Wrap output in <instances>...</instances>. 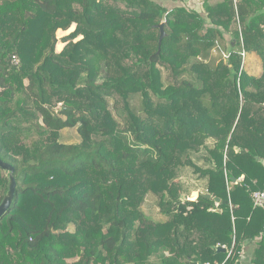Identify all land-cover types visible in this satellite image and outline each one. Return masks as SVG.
I'll use <instances>...</instances> for the list:
<instances>
[{"label":"trees","instance_id":"16d2710c","mask_svg":"<svg viewBox=\"0 0 264 264\" xmlns=\"http://www.w3.org/2000/svg\"><path fill=\"white\" fill-rule=\"evenodd\" d=\"M175 2L0 0V264H264V0Z\"/></svg>","mask_w":264,"mask_h":264},{"label":"rangeland","instance_id":"374dc122","mask_svg":"<svg viewBox=\"0 0 264 264\" xmlns=\"http://www.w3.org/2000/svg\"><path fill=\"white\" fill-rule=\"evenodd\" d=\"M162 4H165L168 7H172L176 4L175 0H159ZM179 4V3H178ZM73 29V26L67 30V31H58L56 33V36L58 38V41L56 43V49L60 50L63 43L60 41V38L67 34L69 31ZM245 62H244V68L248 65L249 56L245 54ZM224 55V59H225ZM247 70V68H246ZM60 106V104H58ZM60 139L62 142H75L78 141V135H76V131L72 128H64L61 130L60 133ZM181 180L186 185V188L189 189V191H185V194L187 195L188 200H193L197 197L198 192L203 189L202 183L197 181L195 179V176L191 173L190 169H185L183 171ZM195 193L194 197L192 196V193ZM193 198V199H192ZM156 198L153 194L149 193L143 204H142V210L146 216H148L151 219L154 220H163L165 219V216H163L161 213H159L158 208L156 206Z\"/></svg>","mask_w":264,"mask_h":264},{"label":"water","instance_id":"95a60500","mask_svg":"<svg viewBox=\"0 0 264 264\" xmlns=\"http://www.w3.org/2000/svg\"><path fill=\"white\" fill-rule=\"evenodd\" d=\"M159 30H160V34H159V38H158V45H160L163 37L165 36L163 23H161L159 25ZM0 168L9 173L8 190H7V193L2 197V200L0 202V216H1L8 209V207L11 204V201H12L13 196H14L16 183H15V179L13 176L14 168L12 167V165H10L9 163L0 159ZM232 180L235 181V178H232ZM204 196L210 197L211 195L210 194H204ZM183 198L184 197L181 196V199H183ZM213 200L216 203H218L220 201L217 197H213ZM216 250L222 251V252L226 251V249L224 247H221V246H217ZM198 264H205V263L198 262Z\"/></svg>","mask_w":264,"mask_h":264},{"label":"crops","instance_id":"0c3cea01","mask_svg":"<svg viewBox=\"0 0 264 264\" xmlns=\"http://www.w3.org/2000/svg\"><path fill=\"white\" fill-rule=\"evenodd\" d=\"M191 0H187L189 2ZM249 60L247 65V72L249 74L259 75L261 72V63L259 58L254 53H248ZM196 195L194 192L192 196ZM193 199V198H192ZM256 248L255 241H245L242 244V250L236 264H253L252 260L255 257L254 251Z\"/></svg>","mask_w":264,"mask_h":264},{"label":"built area","instance_id":"2783aa9c","mask_svg":"<svg viewBox=\"0 0 264 264\" xmlns=\"http://www.w3.org/2000/svg\"><path fill=\"white\" fill-rule=\"evenodd\" d=\"M194 1H198V0H194ZM237 1L238 0H232V3H233L235 10H236V6H237ZM241 54H242V58H243L242 62H243V66H244V62H245V58H246L245 57V51L242 50ZM226 56L227 55L225 54V57ZM13 61L18 62V59L14 57ZM251 196H252L253 205L255 207L264 208V189L253 191Z\"/></svg>","mask_w":264,"mask_h":264}]
</instances>
